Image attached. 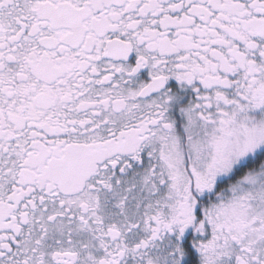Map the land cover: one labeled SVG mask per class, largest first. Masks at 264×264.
Segmentation results:
<instances>
[{
    "label": "snow or ice",
    "instance_id": "obj_1",
    "mask_svg": "<svg viewBox=\"0 0 264 264\" xmlns=\"http://www.w3.org/2000/svg\"><path fill=\"white\" fill-rule=\"evenodd\" d=\"M0 264H264V0H0Z\"/></svg>",
    "mask_w": 264,
    "mask_h": 264
}]
</instances>
